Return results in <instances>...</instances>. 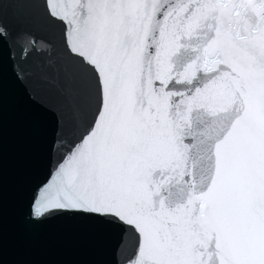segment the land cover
<instances>
[{
  "label": "snow or ice",
  "instance_id": "6c2138e0",
  "mask_svg": "<svg viewBox=\"0 0 264 264\" xmlns=\"http://www.w3.org/2000/svg\"><path fill=\"white\" fill-rule=\"evenodd\" d=\"M5 50L72 105L31 219L123 225L126 264H264V0H0Z\"/></svg>",
  "mask_w": 264,
  "mask_h": 264
},
{
  "label": "water",
  "instance_id": "95a60500",
  "mask_svg": "<svg viewBox=\"0 0 264 264\" xmlns=\"http://www.w3.org/2000/svg\"><path fill=\"white\" fill-rule=\"evenodd\" d=\"M20 15L8 7L5 23L21 26ZM23 26L37 39L57 35L38 17ZM19 54L5 50L0 58V264H126L135 238L123 225L83 215L30 218L62 151L55 136L72 105L52 82L38 76L22 82L13 58ZM28 70L35 72V65Z\"/></svg>",
  "mask_w": 264,
  "mask_h": 264
}]
</instances>
